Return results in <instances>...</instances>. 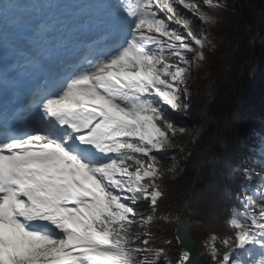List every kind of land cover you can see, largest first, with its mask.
Returning a JSON list of instances; mask_svg holds the SVG:
<instances>
[{
  "label": "snow or ice",
  "instance_id": "obj_1",
  "mask_svg": "<svg viewBox=\"0 0 264 264\" xmlns=\"http://www.w3.org/2000/svg\"><path fill=\"white\" fill-rule=\"evenodd\" d=\"M89 4L81 12L112 41L107 51L92 57L100 43L92 40L59 84L41 77L32 86L13 114L23 113L21 123L0 128V264H172L165 247L152 246L151 225L165 218L157 216L166 170L159 153L184 131L173 113L189 107V67L215 47L195 22L214 25L212 13L229 4ZM46 6L55 8V0ZM7 11L0 0V17ZM36 29L49 25L38 20ZM19 96L18 89L14 103ZM6 113L4 106L0 122ZM261 175L245 170L229 230L201 241L209 264H264V180L250 188ZM176 264H193L190 250Z\"/></svg>",
  "mask_w": 264,
  "mask_h": 264
},
{
  "label": "trees",
  "instance_id": "obj_2",
  "mask_svg": "<svg viewBox=\"0 0 264 264\" xmlns=\"http://www.w3.org/2000/svg\"><path fill=\"white\" fill-rule=\"evenodd\" d=\"M227 2L226 10L212 13L214 25L195 22L215 45L206 50L207 60L196 65L188 86L192 109L185 118L201 127L200 134L183 150L159 153L166 170L159 181L165 196L157 216L165 218L151 225L152 246L165 247L174 264L184 250L175 231L186 210L204 262L209 264L201 241L210 232L224 234L229 230L226 219L230 220L235 195L245 179L239 141H246L244 153L250 156L258 133L264 135V0ZM200 109H207L206 120L198 118ZM177 158L184 168L174 176L167 168L175 167ZM259 158L251 156L255 162L251 166L262 170ZM165 240L171 244H164Z\"/></svg>",
  "mask_w": 264,
  "mask_h": 264
},
{
  "label": "bare ground",
  "instance_id": "obj_3",
  "mask_svg": "<svg viewBox=\"0 0 264 264\" xmlns=\"http://www.w3.org/2000/svg\"><path fill=\"white\" fill-rule=\"evenodd\" d=\"M72 3L82 4L85 7L91 6L89 0H55L56 7L50 10L46 6V0H3V4L8 5V14L6 13L3 17H0V20H5L9 23L6 30L13 32L23 48L33 46L47 50L49 49L47 44H50L48 39H52L55 42V46L52 44L51 48L56 50L60 41L59 36L65 37L64 33L67 30L65 27H67L68 23L70 24V21L65 22L64 20L65 18L67 19V8L71 10L74 7ZM50 12L51 14H49ZM68 14L72 16L74 12L70 11ZM81 19L78 21L84 22V17H81ZM38 20H44L49 25V30L42 33L37 32L36 24ZM90 24L98 27L95 23ZM60 28H63L61 32L58 31ZM53 31L54 34H50ZM75 35L76 38H73V40L78 41L79 32L76 31ZM61 45L60 51H63L66 42H62Z\"/></svg>",
  "mask_w": 264,
  "mask_h": 264
},
{
  "label": "rangeland",
  "instance_id": "obj_4",
  "mask_svg": "<svg viewBox=\"0 0 264 264\" xmlns=\"http://www.w3.org/2000/svg\"><path fill=\"white\" fill-rule=\"evenodd\" d=\"M204 34L206 35L207 31H204ZM195 65L196 64H192L188 69L187 85L190 81H192L194 77V70L196 67ZM174 114L176 113L174 112ZM198 118L206 120L207 111L205 109H201L198 112ZM175 122L178 125V127L184 129V131L176 137L177 142L172 146L173 149L178 147V145H188L189 143H191L193 140L197 138L198 134H200V128L197 129L196 123L192 120L187 122V121H181L179 118H175ZM262 142H264V138L262 139ZM239 146L243 148L245 146V141H240ZM176 160H178V163L175 167H173L172 173L174 176H179L183 170V163H181L179 159H176Z\"/></svg>",
  "mask_w": 264,
  "mask_h": 264
},
{
  "label": "water",
  "instance_id": "obj_5",
  "mask_svg": "<svg viewBox=\"0 0 264 264\" xmlns=\"http://www.w3.org/2000/svg\"><path fill=\"white\" fill-rule=\"evenodd\" d=\"M176 235L182 248L190 250L193 264H204L201 252L194 237V230L188 212L178 221Z\"/></svg>",
  "mask_w": 264,
  "mask_h": 264
}]
</instances>
